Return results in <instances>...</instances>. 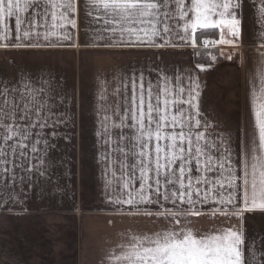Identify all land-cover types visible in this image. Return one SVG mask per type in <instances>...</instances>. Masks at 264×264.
<instances>
[{
  "label": "snow or ice",
  "instance_id": "1",
  "mask_svg": "<svg viewBox=\"0 0 264 264\" xmlns=\"http://www.w3.org/2000/svg\"><path fill=\"white\" fill-rule=\"evenodd\" d=\"M242 7L243 0H0V48L62 46L82 18L86 47L190 46L202 57L210 46L239 47ZM260 13L264 19V7ZM257 57L248 71L250 112L235 128L203 113L193 68L174 76L152 68L154 80L133 70L100 81L92 111L105 202L113 214L150 221L118 233L121 242L102 264H246L242 227L197 230L192 223L208 208L241 221L264 212V51ZM74 118L49 79L0 78V208L21 202L33 176L51 178L55 141L75 136L58 129L74 127ZM247 264L261 262L253 252Z\"/></svg>",
  "mask_w": 264,
  "mask_h": 264
},
{
  "label": "crops",
  "instance_id": "2",
  "mask_svg": "<svg viewBox=\"0 0 264 264\" xmlns=\"http://www.w3.org/2000/svg\"><path fill=\"white\" fill-rule=\"evenodd\" d=\"M262 7L264 0H243L239 47L210 46L224 55L220 54V62L205 64L204 71L195 68L190 46L159 50L86 47L82 18L78 19L79 30L70 28L72 40L62 46L0 48V78L15 83L25 73L33 81L49 79L75 113L74 127L58 129L75 133L74 138L56 140V148L49 153L51 178L33 176L31 186L23 185L21 202L0 208V264H102L106 251L121 242L118 233L149 227L150 221L144 218L113 214L105 202L92 111L100 81L111 80L114 74L130 75L133 70L144 71L154 80L152 68L162 67L169 76L178 69L193 68L203 113L222 121L225 129L235 128L244 121L246 108L250 112L248 71H255L257 53L264 51L260 43ZM8 23L14 28V18ZM229 52L235 53L232 60L227 59ZM233 226L243 229L246 264L253 252L264 264V212L245 213L241 221L219 212L213 216L208 208L206 215L192 223L197 230Z\"/></svg>",
  "mask_w": 264,
  "mask_h": 264
},
{
  "label": "trees",
  "instance_id": "3",
  "mask_svg": "<svg viewBox=\"0 0 264 264\" xmlns=\"http://www.w3.org/2000/svg\"><path fill=\"white\" fill-rule=\"evenodd\" d=\"M218 31L215 35V38L218 39ZM199 43V41H198ZM201 50H202V46H201ZM212 55H215L217 58L215 61L212 60ZM194 60L196 62H200V63H203V64H214L216 62H220L221 61V55H220V52L218 49H215V48H210L204 53V55L202 57H199V56H194Z\"/></svg>",
  "mask_w": 264,
  "mask_h": 264
}]
</instances>
